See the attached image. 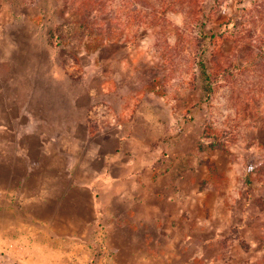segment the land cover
I'll return each instance as SVG.
<instances>
[{
  "label": "rangeland",
  "instance_id": "obj_1",
  "mask_svg": "<svg viewBox=\"0 0 264 264\" xmlns=\"http://www.w3.org/2000/svg\"><path fill=\"white\" fill-rule=\"evenodd\" d=\"M81 1L0 0V264H25L28 249L37 264H60L32 227L41 231L46 216L60 225L78 209L71 197L90 196L57 189L49 213L36 216L32 198H47L64 166L82 176L100 167L89 155L106 130L128 141L140 165L216 184L212 198L256 216L252 241L264 247V0H147L173 9L151 28L141 0L107 1L90 18L95 39L72 34ZM200 47L215 83L209 97ZM82 210L85 227L91 213ZM243 257L264 262L259 250Z\"/></svg>",
  "mask_w": 264,
  "mask_h": 264
},
{
  "label": "crops",
  "instance_id": "obj_2",
  "mask_svg": "<svg viewBox=\"0 0 264 264\" xmlns=\"http://www.w3.org/2000/svg\"><path fill=\"white\" fill-rule=\"evenodd\" d=\"M84 131L87 137L94 136L87 126ZM115 138L107 130L100 134L89 155L90 163L102 161L96 170L86 169L82 176L78 165L64 166L53 181L57 184L49 186L48 197L32 198L30 215L36 216L34 210L49 213L57 189L90 196L86 202L82 196L71 197L70 206L78 209L74 216L62 214L60 225L46 216L41 231L32 227L31 236L45 242L49 257L56 255L60 264H88L100 244L106 249L96 256L95 264H244L243 254L257 250L264 254V247L255 248L251 237L256 216L243 213L244 205L225 207L222 199L211 197L216 184L208 182L200 188L182 179L173 165H140L133 161L136 151L127 146L128 141ZM83 206H89L91 213L85 227ZM72 237L78 240L73 248ZM237 237L246 239V250L237 246ZM23 253L28 257L25 264H37L34 250Z\"/></svg>",
  "mask_w": 264,
  "mask_h": 264
},
{
  "label": "trees",
  "instance_id": "obj_3",
  "mask_svg": "<svg viewBox=\"0 0 264 264\" xmlns=\"http://www.w3.org/2000/svg\"><path fill=\"white\" fill-rule=\"evenodd\" d=\"M107 1L111 2L112 0H82L80 3V7L75 10L76 15H79V19H77V23L79 27L76 29H73L74 37L81 33V36L84 38L89 39H95L97 37L95 30H94V24L90 22V18L95 12L96 14H100L104 9V5L107 4ZM125 1V0H122ZM142 1V8L144 9L145 17H143V20L148 28H151L152 26H155L158 21L161 19L163 20L166 14L170 11H172L171 5H163L162 7L158 9H152L151 4L147 0H141ZM75 3V2H74ZM73 37V35H71ZM105 40H110L109 37H107ZM99 45L98 47H100ZM103 46V45H102ZM200 49L203 51L201 54V57L199 58V71L201 78L204 82V91L205 95L207 97L211 96L214 91V81L212 78V75L208 69V64L205 61V49L200 47ZM253 171H250L244 176L243 183L247 187L248 190H250L251 187L255 188V178L253 177Z\"/></svg>",
  "mask_w": 264,
  "mask_h": 264
},
{
  "label": "built area",
  "instance_id": "obj_4",
  "mask_svg": "<svg viewBox=\"0 0 264 264\" xmlns=\"http://www.w3.org/2000/svg\"><path fill=\"white\" fill-rule=\"evenodd\" d=\"M105 249H106V247H105L104 245L100 244V245L98 246V248L96 249V256H97L98 254L103 253V252L105 251ZM94 257H95V256H94ZM95 259H96V257H95ZM95 259H94V261H95Z\"/></svg>",
  "mask_w": 264,
  "mask_h": 264
},
{
  "label": "clouds",
  "instance_id": "obj_5",
  "mask_svg": "<svg viewBox=\"0 0 264 264\" xmlns=\"http://www.w3.org/2000/svg\"><path fill=\"white\" fill-rule=\"evenodd\" d=\"M182 19H183L182 14L181 15H177L176 20H177L178 23L182 22ZM173 41H174V37H173Z\"/></svg>",
  "mask_w": 264,
  "mask_h": 264
}]
</instances>
